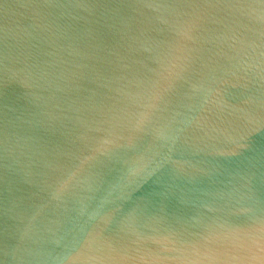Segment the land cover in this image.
I'll use <instances>...</instances> for the list:
<instances>
[{"label":"water","instance_id":"water-1","mask_svg":"<svg viewBox=\"0 0 264 264\" xmlns=\"http://www.w3.org/2000/svg\"><path fill=\"white\" fill-rule=\"evenodd\" d=\"M0 264H264V0H0Z\"/></svg>","mask_w":264,"mask_h":264}]
</instances>
